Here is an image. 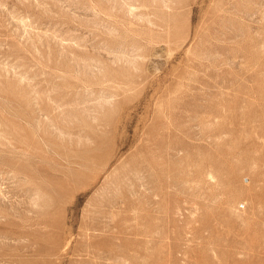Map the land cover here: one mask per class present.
<instances>
[{
    "label": "rangeland",
    "instance_id": "1",
    "mask_svg": "<svg viewBox=\"0 0 264 264\" xmlns=\"http://www.w3.org/2000/svg\"><path fill=\"white\" fill-rule=\"evenodd\" d=\"M0 202V264H264V0H0Z\"/></svg>",
    "mask_w": 264,
    "mask_h": 264
},
{
    "label": "bare ground",
    "instance_id": "2",
    "mask_svg": "<svg viewBox=\"0 0 264 264\" xmlns=\"http://www.w3.org/2000/svg\"><path fill=\"white\" fill-rule=\"evenodd\" d=\"M1 203V202H0ZM4 204H5V202H4Z\"/></svg>",
    "mask_w": 264,
    "mask_h": 264
}]
</instances>
